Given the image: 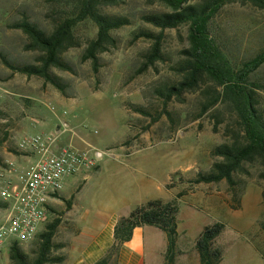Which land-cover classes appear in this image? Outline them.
I'll list each match as a JSON object with an SVG mask.
<instances>
[{"label": "rangeland", "instance_id": "rangeland-1", "mask_svg": "<svg viewBox=\"0 0 264 264\" xmlns=\"http://www.w3.org/2000/svg\"><path fill=\"white\" fill-rule=\"evenodd\" d=\"M70 2L0 0V54L15 65H37L40 54L26 51V37L12 26L27 20L50 31L69 12L65 6ZM101 11L125 18L130 25L112 32L116 46L98 56L97 73L90 61L82 59L96 33L91 22L78 25V47L62 55L68 71L52 69L57 88L40 78L13 73L0 61V170L9 163L26 168L33 157L19 150V142L35 135H57L63 121L68 129L58 138L62 147L101 154L98 172L91 171L85 181L77 175L63 182V192L74 198L72 216L55 208L47 213L38 233L53 220L60 221L54 237L60 249L53 255L64 256L62 264H66L77 238L75 225L80 238H94L122 196L135 194L140 183L160 187L159 191H146V198L167 199L164 183L171 179L184 181L183 197L177 202L179 253L175 264H200L193 244L204 228L215 223L224 226L216 240L222 251L219 264H264V161L243 164L232 175L233 187L225 180L191 183L198 173H210L213 164L221 162L212 154L216 146L241 144L243 139L235 114L226 105L219 103L201 113L210 97L221 92L214 83L203 80L195 92L166 98L183 77L178 69L184 60L181 52L188 48V26L162 31L144 23V15L169 11L155 0H125ZM138 29L162 35L163 60L147 68L143 65L152 43L133 42ZM210 32L238 67L264 50V10L229 3L211 21ZM251 81L263 88L257 91V100L264 112V65ZM3 217L4 207L0 223ZM155 232L144 235L146 258L151 256L154 241L161 251L166 250L165 234ZM34 241L20 244L30 258L34 257ZM8 247L0 249V264H10Z\"/></svg>", "mask_w": 264, "mask_h": 264}, {"label": "trees", "instance_id": "trees-1", "mask_svg": "<svg viewBox=\"0 0 264 264\" xmlns=\"http://www.w3.org/2000/svg\"><path fill=\"white\" fill-rule=\"evenodd\" d=\"M125 0H71L66 7L69 12L59 17L50 31L42 30L38 25L27 20L17 22L12 29L19 30L27 39L24 49L40 54L37 65H15L0 54L1 63L13 73L26 77H37L54 87H58L52 74V69L68 71L62 55L69 49L78 47L75 36L78 25L91 22L95 29V37L87 43L82 56L84 61H90L94 73L98 72V56L110 48H115L116 41L112 32L130 25L121 17H110L102 13L101 9L116 7ZM169 11L162 14L142 16V21L159 30L175 29L181 25L188 26V48L181 52L184 60L179 63L178 72L183 74L182 80L176 87L169 90L167 99L179 96L182 92H195L203 80H208L221 89L210 97L203 105L201 113L222 103L235 114L242 133L243 142L237 145L216 146L212 154L221 158V162L214 163L210 173H198L191 181L193 184H212L225 180L233 187L232 175L242 169L245 163L255 160L264 161V112L259 107L257 91L262 86L251 81L256 71L264 65V50L240 66L231 63L228 54L216 42L210 32V24L214 17L227 4L239 2L249 4L259 10H264V0H201L199 4L191 5L189 0H155ZM161 36L148 30L138 29L133 33L132 41L146 40L152 43L150 51L145 56L144 68L153 66L163 60L161 54ZM174 70V69H173ZM140 113V110H138ZM264 180V174L261 175ZM169 187V186H168ZM183 197L177 195V199ZM73 198L65 201V207L70 210ZM3 204H0V209ZM177 201L164 202L161 200L147 201L137 206L126 217L118 219L113 237V250L131 239L132 232L139 227H153L165 234L167 247L163 264H175L177 253ZM60 225L58 219L53 220L38 233L35 238L36 248L34 257L30 258L22 249L20 243L14 241L8 247L10 264H62L64 256H54L53 252L60 249L54 243L56 230ZM264 230V223L261 224ZM224 230V226L215 223L206 227L195 240L193 246L200 264H219L222 251L216 240ZM108 256L95 264H108Z\"/></svg>", "mask_w": 264, "mask_h": 264}, {"label": "built area", "instance_id": "built-area-1", "mask_svg": "<svg viewBox=\"0 0 264 264\" xmlns=\"http://www.w3.org/2000/svg\"><path fill=\"white\" fill-rule=\"evenodd\" d=\"M60 124L57 135H35L19 142V150L33 157L29 166L19 168L9 163L0 170V199L4 207L0 249L14 241H34L49 202L61 192L64 180L94 170L101 157L98 152L91 155L90 151L60 147L58 138L68 129L66 122Z\"/></svg>", "mask_w": 264, "mask_h": 264}, {"label": "crops", "instance_id": "crops-1", "mask_svg": "<svg viewBox=\"0 0 264 264\" xmlns=\"http://www.w3.org/2000/svg\"><path fill=\"white\" fill-rule=\"evenodd\" d=\"M58 145L60 147L62 146L59 143ZM92 171L98 172L99 166L96 165L95 169ZM90 172L91 171H87L78 175H82L81 180L85 181L89 178ZM183 182L184 181H181V183L179 181L172 182L171 179H168V181L164 183V189L168 193L167 199L158 197L146 198V191H159L160 187L149 184L142 185L139 183L137 192L130 196H122L120 203H118L114 210L110 211V213L106 216L105 222L98 234L89 240L79 237L80 230L77 228V225H75V222H73L77 232V238L75 239V244L71 247L70 252L68 253L66 264H95L107 256L109 259L108 264H162L163 254L166 250L161 251L158 247V242L154 241L152 243V253L149 258H146L145 253L144 235L146 231H150L155 234L157 229L153 227L135 228L132 232L131 239L128 242L117 246L114 250L115 240L113 237V230L118 219L126 217L130 213L132 206H139L147 201H154L155 199L164 202L172 200H176L178 202L181 200L182 197L177 199V195H183ZM71 198H73V196L63 192L62 188L61 192L54 199L50 200L48 212H53L55 208H60L65 211L64 214L72 216L71 213L73 212L75 206L74 198L70 210H67L64 204L65 201H69Z\"/></svg>", "mask_w": 264, "mask_h": 264}]
</instances>
